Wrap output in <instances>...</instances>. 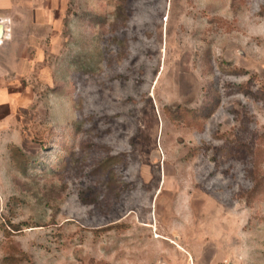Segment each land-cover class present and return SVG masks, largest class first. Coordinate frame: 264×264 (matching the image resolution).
Wrapping results in <instances>:
<instances>
[{"label":"rangeland","instance_id":"374dc122","mask_svg":"<svg viewBox=\"0 0 264 264\" xmlns=\"http://www.w3.org/2000/svg\"><path fill=\"white\" fill-rule=\"evenodd\" d=\"M26 1L0 264H264V0Z\"/></svg>","mask_w":264,"mask_h":264},{"label":"crops","instance_id":"0c3cea01","mask_svg":"<svg viewBox=\"0 0 264 264\" xmlns=\"http://www.w3.org/2000/svg\"><path fill=\"white\" fill-rule=\"evenodd\" d=\"M24 3H26V8L30 7V10L23 8ZM37 10L38 8L34 1L0 0V18L4 21L5 28L9 27L6 38L0 43V48L8 49L7 56L9 58L16 57L19 59L22 44L26 46V43L32 40L30 36L32 37L33 34L38 33L37 27L29 24V21L32 22L34 20L33 17L38 15ZM34 22L37 21L34 20ZM34 38L36 41L38 40L37 37ZM26 47H29V45ZM6 58L3 59L0 55V74L2 75L7 71L3 62Z\"/></svg>","mask_w":264,"mask_h":264},{"label":"trees","instance_id":"16d2710c","mask_svg":"<svg viewBox=\"0 0 264 264\" xmlns=\"http://www.w3.org/2000/svg\"><path fill=\"white\" fill-rule=\"evenodd\" d=\"M256 164L258 165V162L257 161H256ZM254 171H256V170L254 169ZM255 173L253 172L254 177L257 180V182H256L257 184L255 185V188L256 189H259V186H262L261 188H263L264 187V177H263V175H259V177H258L257 173L256 174Z\"/></svg>","mask_w":264,"mask_h":264},{"label":"water","instance_id":"95a60500","mask_svg":"<svg viewBox=\"0 0 264 264\" xmlns=\"http://www.w3.org/2000/svg\"><path fill=\"white\" fill-rule=\"evenodd\" d=\"M5 24L4 22H0V37H4L5 34Z\"/></svg>","mask_w":264,"mask_h":264},{"label":"built area","instance_id":"2783aa9c","mask_svg":"<svg viewBox=\"0 0 264 264\" xmlns=\"http://www.w3.org/2000/svg\"><path fill=\"white\" fill-rule=\"evenodd\" d=\"M0 22H4L1 18H0ZM9 30V27H6L5 28V34H4V37H0V43H2L4 41V39L6 38V34H7V31Z\"/></svg>","mask_w":264,"mask_h":264}]
</instances>
